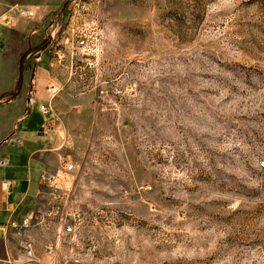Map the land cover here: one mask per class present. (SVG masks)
Masks as SVG:
<instances>
[{"label":"rangeland","instance_id":"1","mask_svg":"<svg viewBox=\"0 0 264 264\" xmlns=\"http://www.w3.org/2000/svg\"><path fill=\"white\" fill-rule=\"evenodd\" d=\"M39 63L65 134L40 264H264V0H0V73Z\"/></svg>","mask_w":264,"mask_h":264},{"label":"crops","instance_id":"2","mask_svg":"<svg viewBox=\"0 0 264 264\" xmlns=\"http://www.w3.org/2000/svg\"><path fill=\"white\" fill-rule=\"evenodd\" d=\"M42 67L39 63L35 71L25 72L17 98L0 104V264L42 262L37 244L42 228L29 229L36 240L35 257L29 259L23 254V235L9 225L46 208L43 173L55 170L65 145L53 113L56 86ZM16 81L7 71L0 73V95L12 91ZM42 104L49 106L48 112L41 110Z\"/></svg>","mask_w":264,"mask_h":264},{"label":"built area","instance_id":"3","mask_svg":"<svg viewBox=\"0 0 264 264\" xmlns=\"http://www.w3.org/2000/svg\"><path fill=\"white\" fill-rule=\"evenodd\" d=\"M22 14L24 15H33L34 10L26 9L22 10ZM50 91H53V88L50 89ZM49 106L46 104L41 105V110L44 112L49 111ZM68 169L73 168V164H69L67 166ZM43 184L44 186L48 183L49 187L52 189H58V186L55 185L57 183V175L51 174L50 172H44L43 173ZM54 198L58 199L62 197V194L54 193ZM58 202V201H57ZM60 211V206L56 203L53 206H51L50 211H39L37 212L33 217H23L21 219H15L9 222V225L13 227L17 233L22 234L24 239L22 242V250L23 254L29 258L32 259L35 257V248H36V240L34 236L29 232V229L33 226H40L41 228L44 227L46 229L50 228V225L48 222V219L52 217L53 214H56ZM77 228L76 225L72 221H67V219L63 216L59 218L58 226H56V229L54 231V238L52 240H47L43 247L45 251L49 254H54L59 251L60 244L63 241H66L68 239H72L76 236Z\"/></svg>","mask_w":264,"mask_h":264},{"label":"trees","instance_id":"4","mask_svg":"<svg viewBox=\"0 0 264 264\" xmlns=\"http://www.w3.org/2000/svg\"><path fill=\"white\" fill-rule=\"evenodd\" d=\"M21 87H22V76L20 75L18 82L15 86V88L12 91L3 93L2 95H0V104L3 102H7L13 99H16L18 94L21 91Z\"/></svg>","mask_w":264,"mask_h":264}]
</instances>
